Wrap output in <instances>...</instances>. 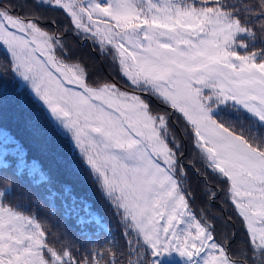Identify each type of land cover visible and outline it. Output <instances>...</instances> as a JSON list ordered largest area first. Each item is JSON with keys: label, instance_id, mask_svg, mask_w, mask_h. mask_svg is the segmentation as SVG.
Here are the masks:
<instances>
[{"label": "snow or ice", "instance_id": "snow-or-ice-1", "mask_svg": "<svg viewBox=\"0 0 264 264\" xmlns=\"http://www.w3.org/2000/svg\"><path fill=\"white\" fill-rule=\"evenodd\" d=\"M45 2L63 10L75 33L90 34L101 49L111 46L122 77L132 86L150 88L191 127L194 148L205 168L222 178L241 218L244 243L264 264V142L250 141L214 120L206 103L213 97L234 100L264 121V58H257L264 49L246 55L231 50L237 32L253 33L221 0L172 6L154 0L143 5L140 0ZM26 5L28 0H0V44L11 57L8 70L28 80L71 133L103 192L146 248L144 264H156L153 258L170 250L190 260L199 257L198 264H235L232 241L218 240L215 225L190 210L194 194L185 191L176 175L175 153L165 134L167 118L153 114L139 95L114 82L90 83L83 64L65 60L67 52L57 54L60 34L47 31ZM245 7H256L264 16V0ZM202 87L210 94L202 95ZM217 194L209 192L206 203ZM0 264H98V259L95 252L76 257L67 245L50 246L36 219L24 220L0 208Z\"/></svg>", "mask_w": 264, "mask_h": 264}, {"label": "trees", "instance_id": "trees-1", "mask_svg": "<svg viewBox=\"0 0 264 264\" xmlns=\"http://www.w3.org/2000/svg\"><path fill=\"white\" fill-rule=\"evenodd\" d=\"M28 2L25 10L31 11L47 31L60 34L57 54L67 52L65 60L83 64L90 83L114 82L122 90L139 95L153 114L167 118L165 134L175 153L176 175L185 191L194 194L190 210L198 219H208L215 225L218 240L226 244L232 241L229 251L235 264L245 261L259 264L244 243L241 218L225 194L222 178L205 168L202 157L199 158V152L193 147V134L187 132L191 127L150 88L145 91L143 87L132 86L122 77L111 46L101 49L89 34L75 33L69 28L63 10L52 3ZM154 2L172 6L185 5L188 0ZM258 3L260 0H221L225 9L233 10L241 27L253 33L252 36L248 31L235 34L231 50L238 55L264 49V25L261 24L264 16L258 14L261 10L256 7H245ZM143 4L144 0H140V5ZM53 20L55 24L50 26L49 21ZM257 58H264V53L257 52ZM10 59L0 44V131L5 134L0 135V145L6 149L0 151V208L11 209L24 220L33 217L41 223L50 246L62 249L67 245L76 257L95 252L98 264H144L147 250L141 246L137 234L128 227L121 210L105 195L69 132L53 119L27 81L16 71L8 70ZM218 104L209 111L214 120L250 141L264 142V121L233 100ZM181 168L184 175H180ZM211 191L218 194L214 201L206 203V195Z\"/></svg>", "mask_w": 264, "mask_h": 264}, {"label": "rangeland", "instance_id": "rangeland-1", "mask_svg": "<svg viewBox=\"0 0 264 264\" xmlns=\"http://www.w3.org/2000/svg\"><path fill=\"white\" fill-rule=\"evenodd\" d=\"M154 3H156V4H158L157 2H154ZM158 5H160V4H158ZM144 31V29L143 28H141L140 30H139V32H137V36L139 37L140 36V34L142 33ZM243 33V32H242ZM88 34V33H87ZM89 36H91L90 34H89ZM92 37V36H91ZM236 36H234V38H235ZM84 39H88V36H85L84 37ZM92 40L94 41L95 39L92 37ZM96 41V40H95ZM141 43H144V41H143V39H141ZM107 46V45H106ZM19 75V74H18ZM20 76V75H19ZM21 77V76H20ZM23 79V78H22ZM24 81H27V83L30 85V82L28 81V80H25V79H23ZM31 86V85H30ZM125 91V90H124ZM201 91H202V95H205V96H207V95H209L210 94V89L209 88H207V87H202V89H201ZM127 92V91H126ZM225 101H227V100H224L223 102H225ZM234 101V100H233ZM43 102V101H42ZM223 102H221L220 100H217L215 97H213V99L211 100V101H209V102H206L207 103V106H208V108L210 109V111L211 110H214L215 108H216V104H218V103H223ZM236 102V101H235ZM237 103V102H236ZM237 105H239V106H241V107H243L244 109H246L242 104H240V103H237ZM247 110V109H246ZM248 111V110H247ZM50 112V111H49ZM251 113V112H250ZM51 114V113H50ZM52 116V115H51ZM53 117V116H52ZM53 119L55 120V121H57L54 117H53ZM58 122V121H57ZM59 123V122H58ZM60 124V123H59ZM66 130V129H65ZM67 131V130H66ZM67 132H69V131H67ZM188 134L189 135H191L192 136V132H191V130H189L188 129ZM69 134L71 135V133L69 132ZM71 138H72V136H71ZM192 144H194V139H193V142H192ZM194 147V146H193ZM198 152H199V158L200 157H202V154L200 153V151L197 149V148H195ZM117 151H119V150H117ZM152 159L154 160V161H157V162H159V157L158 156H156V155H153L152 156ZM202 159H203V157H202ZM125 163H131L130 161H125ZM181 227H182V225H181ZM155 258V262H156V264H198V260H199V257H197L196 259H193V260H190L188 257H186V256H182L181 254H179V252H177V251H175V250H170L169 252H167V253H163V254H161V255H159V256H156V257H154Z\"/></svg>", "mask_w": 264, "mask_h": 264}]
</instances>
